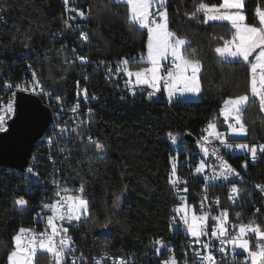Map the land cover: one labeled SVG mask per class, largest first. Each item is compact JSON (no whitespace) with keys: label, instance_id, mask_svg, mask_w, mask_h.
Instances as JSON below:
<instances>
[{"label":"trees","instance_id":"trees-1","mask_svg":"<svg viewBox=\"0 0 264 264\" xmlns=\"http://www.w3.org/2000/svg\"><path fill=\"white\" fill-rule=\"evenodd\" d=\"M200 3L219 5L222 0H167L169 28L187 42L182 55L199 61L202 94L197 101L167 104L138 99L117 102L105 80L108 64L140 53L144 56L147 50V28L129 20L126 3L87 0L91 37L83 42L70 30L61 0H0V6L6 9V21L0 23V71L7 79L17 82L26 78L32 67L40 84L68 104L81 82V65L72 60V51L77 49L88 61V90L103 98L89 130L93 141H75L67 163L89 200V213L75 228L82 246L98 252H126L149 237L169 233L177 196L170 183L173 156L168 133L197 132L207 121L222 125L220 109L224 101L247 95L243 115L251 126L249 137L264 139L260 101L251 91L250 64L242 59L220 58L216 52L233 37L235 29L225 21L204 22V12L196 11ZM258 5L264 8V0H245L248 23H258ZM60 31L65 32V41L58 38ZM67 40L68 49L64 47ZM142 65L146 62L134 67ZM97 140L104 144L103 150L96 148ZM33 152L37 154L40 179L45 180L49 164L37 143ZM253 176L264 183V159L254 164ZM41 181L0 166V264H8L9 253L15 248L13 237L32 222L36 203L44 193ZM32 183L37 190L28 194L25 188ZM124 192H129V197L118 211L117 197ZM20 197L27 201L26 206L15 203ZM109 220L108 228L100 227Z\"/></svg>","mask_w":264,"mask_h":264},{"label":"built area","instance_id":"built-area-1","mask_svg":"<svg viewBox=\"0 0 264 264\" xmlns=\"http://www.w3.org/2000/svg\"><path fill=\"white\" fill-rule=\"evenodd\" d=\"M61 6L70 30L78 33L80 41H87L91 37V10L87 5V0H69L67 5H65L64 0H61ZM66 8L73 10L67 11ZM79 11H83L85 15L81 17ZM154 18L156 21L158 20L155 16ZM5 21L6 9L0 6V23ZM81 32L87 34V40L81 37ZM66 34L68 35V33ZM57 36L60 40H66L65 32L60 31ZM68 46L69 40L64 44L67 49ZM81 56L85 57V60L81 61L79 59ZM72 60L81 65V82L78 84L75 98L68 104L61 103L40 84L38 75L32 67L28 70V76L17 82L7 79L4 73L0 71V109H6L10 101L13 108L11 113L0 112L6 117V130L17 110V92L25 91V88L28 89L25 92L39 96L53 111V119L37 141L39 150L42 151L49 164V176L41 181L37 169V154L34 152L26 170L21 171L29 179L41 181L44 191L42 197L36 203L35 213L31 218L32 222L22 227L32 230V233L25 236L26 242L33 239V233L51 234L48 217L53 216L54 213L52 208L45 207V205H52L57 200H61L63 203L62 198L68 196H83V192H80L81 185L76 183L72 170L68 168L67 163L73 155L72 147L75 141H93L89 130L95 111L103 98L100 94L90 92L87 88L89 83L88 61L84 52L73 49ZM128 60L130 71L135 72L141 68H148L146 65L138 68L134 67L144 62V56L141 53ZM120 61L108 64L104 76L110 84L114 99L117 102L127 103L138 99L172 104L183 100V95L179 94L169 99L164 80H161L158 85L159 91H156L150 85H136L135 76L129 77L123 71L124 66L119 63ZM176 63H179V61L175 60L174 62V58L170 55L162 65L159 75L166 77L168 69L175 71ZM117 67L120 68V71H116ZM109 69H112V71H109ZM250 74L252 76L251 68ZM256 79L260 81L259 69L256 73ZM8 85H11V87ZM16 85H20V87H16ZM84 90H86L87 98H85ZM133 90H135V95H133ZM259 90H261L260 84ZM149 92L155 94L149 98ZM77 104L79 106L73 111ZM210 122L214 123L213 121H207L197 132L185 130L177 133V143L175 144L172 143L170 138L168 139L172 156L176 159L175 178L171 176V180H175L176 184L171 183V187L177 196V201L171 209L169 233L167 235L149 237L138 247L126 252H98L92 247L82 246L77 240L75 228L79 220L69 222L68 220L61 221L57 219L56 224L66 228L67 233L58 235L55 242L59 244L60 239L67 238H70L72 242L70 249L65 250L64 264H73V261L74 264H120L121 261L124 264H164V261H169L171 264V257H175L176 264H210L209 261L203 260V256H207L208 252H211L215 258V264H221L224 261L251 264L249 252L258 251L256 247L258 237L255 233L249 232L244 237L249 241V250H246L238 246L234 247L232 244L221 245L220 239L211 236V231L219 225L216 218L224 219L222 213L225 212L227 213L225 220L226 236L229 240L238 235V226L241 224L259 225L264 230V190L256 187L257 185L264 186V183L255 181L253 176V166L259 160L264 159V152L258 150L256 158L253 159L247 150L226 147L219 139L209 136V132L213 131L212 129L205 131ZM233 123H235V120L230 121V124ZM214 124L216 125V131L224 135L228 144L264 145V139L250 137L238 139L230 134L229 126L224 128L218 123ZM225 130L228 133H225ZM205 136H209L208 141L201 139ZM89 137L92 139L90 140ZM202 147L207 148V154L202 150ZM214 149L216 150L215 153ZM217 156L227 161V164L235 169L239 175H228L226 179L221 177L219 175L221 162L217 159ZM200 162H203L204 167L198 173L196 169L199 167ZM29 168H32V173L28 172ZM211 177L217 178L212 179ZM233 186L239 190L238 194L231 191ZM16 188L20 189L21 187L16 185ZM36 190L33 183L25 188L28 194H34ZM57 192H59V196H57ZM230 197L232 198L230 199ZM57 207L60 206L57 205ZM63 210L61 209V211ZM193 214L197 217L206 214L203 224L206 226L208 235L200 237L201 243L195 242V238L188 231V224L184 223V219H187L188 223L191 224ZM200 223L197 220V224ZM233 225L237 227L234 228ZM36 239L38 240L39 237L37 236ZM158 241L160 243H157ZM203 243L209 244L207 250L202 247ZM222 247L224 248L223 252L220 251ZM158 248L160 249L159 252L157 251ZM198 251L202 255H197ZM33 254L36 255L35 263L30 262V264H55L54 256L46 249L40 248L38 244L35 246Z\"/></svg>","mask_w":264,"mask_h":264},{"label":"snow or ice","instance_id":"snow-or-ice-1","mask_svg":"<svg viewBox=\"0 0 264 264\" xmlns=\"http://www.w3.org/2000/svg\"><path fill=\"white\" fill-rule=\"evenodd\" d=\"M129 5V20L133 23L139 24L141 28H147L148 31V60L151 63L152 67L150 68H141L135 72L130 71L128 69L129 60L123 59L119 63L123 65V71L129 76H135L136 85H150L156 91H159V83L161 80H164L165 89L168 92L169 99L173 96L184 95L185 93H199L200 86L199 81L197 79V72L199 71V61L198 60H190L185 58L181 52V46L185 45L187 42L185 39H181L176 37L175 33H172L167 30V14L166 11L158 12L163 22L157 23L155 18L152 17V13L149 11L150 6L157 2V0H126ZM245 0H222V3L219 5H208L205 3H200L197 5L196 11H206L212 13H218L213 15H206L205 21L208 20H228L231 21L233 28L235 29V33L231 41H225L223 47L216 48V52L221 57H232V58H241L243 61L248 62L251 67L252 72V94L255 96H259L261 109L264 110V9H262L259 5L256 8V16L258 23L256 25L246 23V17L243 14ZM65 5L69 3V0H64ZM158 3L162 7L164 4V0H158ZM67 11H72L73 9L66 8ZM78 11V10H77ZM195 12L192 13L195 16ZM79 15L83 17L85 13L83 11H79ZM74 18V17H73ZM81 37L84 40H87V34L81 32ZM171 51V55L175 60H178L179 63L175 64V71L172 69L167 70V76L161 77L158 73L160 71V61L162 59L167 58V53ZM255 55V62L250 61V57ZM81 61L85 60V57H79ZM143 59V58H142ZM104 63V62H101ZM188 68H191L192 75H187ZM259 69L260 72V89H257L256 86V73ZM112 71V69H109ZM116 71H120V68L117 67ZM38 83V82H37ZM11 87V85H8ZM16 87H20V85H16ZM25 91L28 89L25 88ZM85 98H87L86 90H84ZM135 90H133V95H135ZM155 93L149 92L148 96L151 98ZM95 98V97H93ZM59 99V98H57ZM247 95L238 96L235 98H228L224 101V105L221 109L222 114L225 116V120L227 122V118L230 116H234L235 123L230 124L229 128L231 133L244 135L247 132V128L243 123L241 116V109L248 101ZM79 105L77 104L73 111ZM8 112L11 113L13 111L12 102L10 101L6 107V109H0V112ZM5 122L6 117L3 114H0V132L5 131ZM208 129H212V132H209V136H214L216 139H219L222 144H224L228 148H236L240 150H247L253 159L256 158L257 151L264 152V145H251L248 144H228L226 138L223 134L216 131V125L212 122L209 123ZM169 138L172 143H177L178 134L168 133ZM209 136L202 137L201 139L204 141L209 140ZM91 140L92 138L89 137ZM95 146L98 150L104 149V144L100 141H94ZM202 150L207 154V148H203ZM215 153V149L213 150ZM217 159L220 160L221 171L219 175L221 177L227 178L228 175H239L230 165L227 164V161H224L222 157L217 156ZM204 164L201 162V166L197 167L196 172H201L203 170ZM32 168L28 169L29 173H32ZM173 173H175V164L173 165ZM38 175V174H37ZM215 179L217 177H211ZM170 183L173 185L176 184L175 180L170 179ZM256 187L264 190V186L257 185ZM67 191V190H65ZM233 193L238 194L239 190L233 186ZM80 192H83V186H81ZM57 196H59V192H57ZM232 197H230L231 199ZM63 203L61 200H57L52 205H45V207H50L53 210L54 215L48 217V225L51 228V234L47 233H33V239L25 241V236L28 233H32L31 229L21 228L19 232L13 237L15 241L14 250L9 253L8 260L9 264H30L32 254L35 251V246H38L42 249H46L49 253H51L55 258V264H64V255L65 250L70 249L71 247V239H60L59 244L55 242V238L60 234H66L67 229L63 228L62 225L58 226L56 224V220H68L78 221L81 219V215H85L87 213V201L83 200L79 196L77 197H64ZM119 200V196L117 197ZM71 202V203H69ZM78 202V203H77ZM15 203L18 206L24 207L27 205V201L20 197ZM59 205L60 207H57ZM66 205V207H65ZM61 209H64L61 211ZM239 215V214H237ZM224 219L216 218L219 221V225L216 228H213L211 231V236L220 239L221 245L232 244L234 247L238 246L242 249L249 250V241L245 239L249 232L255 233L258 237V243L256 247L258 251H250L249 254L251 256L252 264H264V230L261 229L259 225H244L241 224L238 226L239 232L238 235L231 240H229L226 236L227 228L225 227V220L227 217V213H222ZM206 219L205 216L197 217L193 214L192 223L189 224L187 219H184V223L188 224V231L195 238L196 243H201L200 237L208 235L206 231V226L203 224V221ZM197 220L201 223L198 225ZM111 224V221H107L104 224L100 225L102 228H108ZM232 227H237L233 225ZM39 237L37 240L36 237ZM157 243H160L159 241ZM202 247L207 250L209 248L208 243H203ZM159 252L160 249L158 248ZM220 251H224L222 247ZM197 255H202L199 251ZM203 260H207L210 264H215V258L212 256L211 252H208L207 256H203ZM171 264H176L175 257L170 258ZM74 264V261H73ZM120 264H124L123 261ZM164 264H170L169 261H164Z\"/></svg>","mask_w":264,"mask_h":264},{"label":"water","instance_id":"water-1","mask_svg":"<svg viewBox=\"0 0 264 264\" xmlns=\"http://www.w3.org/2000/svg\"><path fill=\"white\" fill-rule=\"evenodd\" d=\"M52 119V109L39 96L18 91L16 113L8 129L0 132V166L25 171Z\"/></svg>","mask_w":264,"mask_h":264},{"label":"rangeland","instance_id":"rangeland-1","mask_svg":"<svg viewBox=\"0 0 264 264\" xmlns=\"http://www.w3.org/2000/svg\"><path fill=\"white\" fill-rule=\"evenodd\" d=\"M114 1H118V2H123V3H126L127 4V2H126V0H114ZM166 4H167V0H164V4H163V6L161 7L160 6V4L158 3V0H157V2H154L151 6H150V8H149V11L152 13V17H156L158 20H157V23H161V22H163V19L159 16V15H157V13L158 12H163V11H166V14H167V21H166V23H167V30L168 31H170V32H172L171 30H170V28H169V25H168V13H167V8H166ZM127 6H128V13H129V5L127 4ZM262 9H264V8H262ZM203 11V10H202ZM243 11V14L245 15V17H246V14H245V12H244V10H242ZM204 12V16H206V15H213V14H218V13H212V12H206V11H203ZM151 18V17H150ZM208 21H211V20H208ZM218 21H225V22H229V23H231V21H228V20H218ZM246 23H248L247 22V19H246V21H245ZM248 24H251V23H248ZM139 25V24H138ZM231 25H232V23H231ZM253 25H256V24H253ZM173 33V32H172ZM176 37H178V36H176ZM178 38H180V37H178ZM233 38V37H232ZM232 38L231 39H229L228 41H231L232 40ZM182 39V38H181ZM224 46V45H223ZM223 46H220V47H223ZM182 48H183V46H181V48H180V52H181V54H182ZM219 55V54H218ZM255 53L253 54V56H251L249 59L250 60H252L253 62H255ZM220 56V55H219ZM145 57H146V59H147V61L149 62V60H148V44H147V50H146V53H145ZM220 58H226V59H241V58H232V57H221L220 56ZM150 63V62H149ZM151 64V63H150ZM150 67H152V65L150 66ZM149 67V68H150ZM187 75H189V76H191L192 75V70H191V68H188V70H187ZM196 76H197V79H198V81H199V86H200V91H199V93H195V94H193V93H185L184 95H183V101H197V100H200L201 98H202V94H201V84H200V79H199V72H197V74H196ZM259 84H260V81L259 80H257L256 79V86H257V89L259 90ZM233 98H235V97H233ZM257 98L259 99V96H257ZM249 100V99H248ZM259 101H260V99H259ZM247 103H248V101H247ZM247 103L242 107V109H241V116H242V120H243V123L245 124V126H246V128H247V132H246V134H244V135H238V134H233V133H231V131H230V134L233 136V137H236V138H238V139H245V138H247V137H249V132H250V128H251V126H250V124L245 120V118H244V115H243V110H244V108H245V106L247 105ZM224 105V104H223ZM223 107V106H222ZM222 107H221V109H222ZM260 107H261V104H260ZM221 109H220V119L222 120V126L224 127V128H227L229 125H230V121H232V120H235L234 119V116H230V117H228L227 118V122H226V120H225V116L222 114V111H221ZM262 110V109H261ZM262 113H263V117H262V119H261V124L262 125H264V110H262ZM214 123H216L217 121H213ZM225 133H228V131L227 130H225L224 131ZM171 163H172V170H173V165L175 164L176 165V159H174L173 157H172V160H171ZM201 166V162L199 163V167ZM172 176L175 178V175H174V173L172 172ZM129 197V192H124L121 196H119V200H117V210L118 211H121V207H122V204H123V202H124V200L125 199H127ZM80 198H82L83 200H85V201H87V213L85 214V215H81V218H83L84 216H86L88 213H89V200L86 198V197H84V196H82V197H80ZM78 203V202H77ZM193 218V217H192ZM191 223H192V219H191ZM14 250V249H13ZM35 259H36V255L35 254H33L32 255V258H31V262L32 263H35ZM8 264H9V260H8ZM251 264H252V261H251Z\"/></svg>","mask_w":264,"mask_h":264},{"label":"crops","instance_id":"crops-1","mask_svg":"<svg viewBox=\"0 0 264 264\" xmlns=\"http://www.w3.org/2000/svg\"><path fill=\"white\" fill-rule=\"evenodd\" d=\"M183 46H184V45H183ZM170 55H171V51L169 50V52L167 53V58H166V59H162V60L160 61V65H161V67H162V65L166 62V60L168 59V57H169ZM144 61L146 62V66L149 68V67L151 66V64L147 61L145 55H144ZM161 67H160V70H161ZM198 72H199V71H198ZM158 74H160V71H159Z\"/></svg>","mask_w":264,"mask_h":264}]
</instances>
